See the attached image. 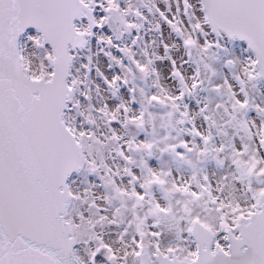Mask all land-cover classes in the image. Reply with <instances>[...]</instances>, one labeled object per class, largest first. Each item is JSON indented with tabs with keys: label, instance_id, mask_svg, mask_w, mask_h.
Masks as SVG:
<instances>
[{
	"label": "snow or ice",
	"instance_id": "snow-or-ice-1",
	"mask_svg": "<svg viewBox=\"0 0 264 264\" xmlns=\"http://www.w3.org/2000/svg\"><path fill=\"white\" fill-rule=\"evenodd\" d=\"M162 2L165 10L153 0H143V10L131 4L121 8L120 0H0V264H264V187L252 185L253 180L264 184V159L255 147L250 151L245 144L241 151L234 149L232 153L231 163L238 173L234 179L248 193L243 202L221 196L224 184L218 182L213 188L206 175L194 172L184 182L173 181L170 172L154 171L144 159L139 165L143 174L138 176L132 170L135 160L126 153L143 152L151 159L156 147L152 142H136L133 137L121 145L122 137L115 132L106 137L116 145L115 156L125 165L117 171H112L101 155L105 144L92 131L96 115L104 119L109 131L113 125L143 130L147 108L142 105L135 116L129 115L132 109L124 103H105L97 108L92 103L90 82H95L97 94L102 88L112 98L123 88L131 97L130 103H135L137 89L129 87L127 77L134 79V74H139L148 78L156 74L153 65L157 61L167 60L169 76L179 84L178 94L168 95L159 87L146 97L145 105L167 108L169 117L178 113L181 119L177 122L183 124L188 113L180 111L181 103L185 95H193L200 87L201 73L197 67L191 84L185 83L172 51L182 48L189 61L193 52L197 57L216 59L229 53L225 40L243 41L252 56L243 63L225 60L229 69L239 66L233 76L239 93L225 80L231 113L222 104L216 107L224 108L229 125L238 113L255 111L260 123L257 127L251 122L254 133L248 123H238L249 139L256 136L264 150V107L250 105L245 91L247 85L264 79V0H174V14L169 0ZM145 12L159 17L152 30H166L173 41L171 46L162 42L154 59H148L145 52L142 62L134 58L132 48L141 39ZM117 22L123 29L120 35L112 33V24ZM29 29L34 34H28ZM132 31L137 32L132 44L121 47L117 43L121 36ZM21 37L25 38L23 44ZM203 67L212 76L216 74L210 64ZM213 90L219 92L220 86ZM140 95L144 97L143 90ZM82 103L88 104L87 114L80 111ZM205 111L207 105L200 109ZM211 127H216L215 121ZM191 135L203 145L195 151L196 157L209 155L211 133L204 135L193 128ZM196 147L181 141L158 150L190 163L186 154ZM223 150V146L212 149ZM81 171L95 176L110 191L104 204L120 202L111 220L101 214L107 208L91 198V189L97 185H89L83 192L72 189L75 180L70 184L69 179ZM121 172L128 177V189L114 179ZM154 186L169 201L178 196L175 204L180 207L157 202L152 194ZM77 202L87 206L88 216L78 212L74 219L70 215L69 209ZM127 202H131L132 219L118 237L124 250L118 255L96 228L106 220L115 224ZM145 208L143 215H137L136 209ZM149 219L153 231H147ZM162 220L176 226L179 243L175 246L160 247L161 233L155 229ZM181 221L183 228L179 227ZM129 227L135 238L126 242ZM81 245L84 257L78 255Z\"/></svg>",
	"mask_w": 264,
	"mask_h": 264
},
{
	"label": "flooded vegetation",
	"instance_id": "flooded-vegetation-1",
	"mask_svg": "<svg viewBox=\"0 0 264 264\" xmlns=\"http://www.w3.org/2000/svg\"><path fill=\"white\" fill-rule=\"evenodd\" d=\"M125 34V33H124ZM124 34L122 37H124ZM121 37V38H122ZM114 38V37H113ZM121 40V39H120ZM170 42L168 44L171 46L173 38L169 36ZM241 47V51L243 55L248 56L250 58L252 55L246 50L243 44L238 41H227L225 40V47L229 49V53L227 56L224 54H220L216 59L205 58V57H197L195 52L192 53L193 60H187V57L184 54V50L180 48V50L176 53V50L173 49L172 56L177 61V66L181 73L184 76L185 83L191 84V77L193 76L197 67L200 68V80L202 83L200 87L196 89L193 95H185L183 101L180 106V111L184 112L185 110L188 113L187 120H191V123H188L187 120L185 123L181 124L177 121L181 119L178 113H174L171 117L167 115L169 111L167 108H163L158 104L145 105V99L147 96H151L152 94L158 91L159 87H163L168 95H176L178 94L179 84L178 81L171 78L169 76L170 67L167 60L163 62L157 61L153 67L155 68V75H150L148 78H141L139 74H134L135 78L127 77L131 80L129 87L135 85L137 91L135 92V103H130L131 97L125 89H121L118 93V99L120 103H124L129 106L132 111L129 113L130 116L138 115L142 110L141 106L144 105L147 108V111L144 116V127L143 130L137 129L135 126H132L133 132L136 133L135 141H143V142H152L156 145L153 148V156L151 159H148L146 155L142 152L140 153H126V155H131L132 159L135 160L136 165L133 166L132 170L135 174L139 176L140 161L143 156H145V160H147L148 166L152 167L155 163H158L163 158H168L171 160L181 161L176 158L175 154L171 152L161 153L158 149H163L167 145L178 144L181 141H184L189 144V147H192V144L195 143L197 146L193 153L186 154V159L192 160L197 164H202L207 160H211L213 163L218 164V166L223 165L227 161V159H231L233 157L232 153L235 149L238 150V147H241L242 143H246L250 139L246 132L240 127L238 122L243 121L248 123V128L250 131L254 132L252 128V121H255L257 127L259 126L260 119L257 117V114L253 110H249L247 113H238L236 115V120L232 121L231 125L227 122L229 120V115H226L224 112V108H217L218 104L224 105V107L229 108V114L231 113V108L229 107L231 104V100L224 93L223 82L225 80L228 81L230 85L233 87V91L239 93V87L236 85L233 76L238 74V70L236 68L229 69L225 67L226 59H236L240 61L239 53L237 52V48ZM156 57L155 52H148L147 58L154 59ZM137 59L136 57H134ZM138 60V59H137ZM144 58H141L143 62ZM187 61V62H185ZM195 61V62H193ZM201 61H203L201 63ZM126 62V61H125ZM208 63L215 70V75L212 76L209 72H207L203 64ZM254 83L247 85L245 91L248 93V99L250 105H256L259 107H264V82L262 80L255 81ZM220 86V91H214V95H216V99H212L211 87ZM140 90H143L144 97H141ZM237 98L242 99V96H238ZM187 106L185 109L184 106ZM207 105V111L204 113L200 112L201 108H204ZM209 116L210 119L205 121L203 116ZM121 121H123V116H121ZM215 121L216 127H211L212 122ZM119 127V125H117ZM127 127V126H126ZM126 127H120V132H122ZM195 128L200 131L204 135H208L211 133L212 141L209 144V155L206 157L197 158L195 155V151H198L203 148V145L198 137H193L191 132ZM116 133V135L120 134ZM226 133V135H225ZM123 142V140H122ZM123 144V143H122ZM121 144V145H122ZM256 144L258 146V150L263 156L264 159V150L260 149L258 140L256 139ZM223 146L224 150L222 152H215L212 149L219 148ZM180 149H177V152H180ZM116 161L118 163L119 169L125 167L124 162L116 157ZM149 161V162H148ZM222 161V163H219ZM182 165L189 166L190 163H185L182 161ZM231 164V163H230ZM112 169V166H109ZM112 171H114L112 169ZM143 171V170H142ZM78 175V174H74ZM121 177L115 178L118 186H121L125 189H128L129 185L127 183L128 177L124 176L121 172ZM191 176H188L186 180H188ZM264 179V178H262ZM173 181H178L175 177ZM212 187H215V184L210 180ZM264 185V184H261ZM154 199L159 202L162 206L167 205L168 203H172L174 208H179V205L175 204V200L179 197H174L172 200H167L164 198L163 193L159 191L155 186L153 189ZM137 210V209H136ZM199 211V209H196ZM182 222V221H181ZM181 227V224L179 225ZM158 231V229H155ZM177 242V241H172ZM170 242V243H172ZM160 243V242H159ZM169 244V243H168ZM162 245V244H161Z\"/></svg>",
	"mask_w": 264,
	"mask_h": 264
},
{
	"label": "rangeland",
	"instance_id": "rangeland-1",
	"mask_svg": "<svg viewBox=\"0 0 264 264\" xmlns=\"http://www.w3.org/2000/svg\"><path fill=\"white\" fill-rule=\"evenodd\" d=\"M142 3H143V0H120L121 8L126 7L128 4H131L134 8H141V10H143ZM153 3L157 7H159L161 10H165V6L162 0H153ZM169 6L171 7V14H174L175 13L174 0H169ZM144 14L147 17V21L144 22L143 27L141 28L140 33H139V36L141 37V39H138L137 44L133 46L132 48V50L136 53L135 57L140 61H141V58L145 57L144 56L145 52L146 53L155 52L156 56L159 55L162 42H166V43L170 42L169 35L166 30H162L161 32H155L152 30L153 26L159 22L158 15L149 16L147 12H145ZM128 19L131 22H138V21H135V18L133 17H129ZM31 34H34V32H32ZM136 36H137L136 31H132L131 35H129L128 33H125L124 37H122L121 40H119L117 43H119L121 47H128L132 44L133 37H136ZM93 50L95 51L94 45H93ZM237 52L239 53L241 63H243L244 60L249 59L248 56L243 55L240 46L237 48ZM236 69L239 71V66H237ZM252 83L256 85L255 81ZM89 87L93 89L92 103L97 108L102 107L105 103H108L109 105H113L117 102L120 103L118 99V94L116 98H112L110 94L105 92L102 88L97 94L95 91L94 81L89 83ZM214 88L215 87L212 86L210 89L211 94H212V99H216V95H214V90H213ZM109 110H111V108ZM80 111L87 114L89 111L88 104L82 103L80 106ZM92 131L105 144V146L101 149V155L104 158L105 164L108 167L111 165L112 169L114 171H117L119 167L116 161L115 150H114L116 145L106 141L105 138L110 137L113 134V132H115V134L119 133L120 126L118 127L117 125H113V131H109L108 127H106L105 125L104 119L97 114L95 118V123L92 126ZM118 136L122 137L120 144L124 143L125 141L129 139H132L133 137L136 139V133L133 132L131 125H128L122 132H120V134H118ZM256 139H257L256 136L253 134L252 138L249 141L241 144V147L237 145L238 147L237 151H241L242 146L247 144L249 146L250 151L252 150L253 147H255L260 158L263 159L262 154L258 150ZM138 142H141V141H138ZM95 155H96V152H95V146H94L93 156ZM233 158L234 157H232L231 159H227V161L223 163V165H220V166H218V164L216 163H213L211 160H207L202 164H197L193 162L192 160H189L191 165L184 166L182 165L183 163L182 161H176V160H171L168 158H163L161 159L160 162L155 163L154 166H152L151 168L154 171L170 172L171 180H173V178L175 177L178 181H182V182L186 181L187 177L192 176L194 172H196L198 176L206 175L208 177L209 182L211 180L215 184V187H217L218 182H222L224 184V190L222 193H220L221 196L228 197V198L234 197L238 199L239 201L243 202L246 199L248 193L245 187L241 183H239L237 180L234 179V177L238 175V173L236 172L235 166L231 163ZM142 159L145 160V156H143ZM142 174H143V171L139 169V176ZM222 178H226V179L222 180ZM74 179H75L77 192H83V190L85 188H88L89 185H93V184L97 185V187H94L91 189V192H92L91 198L96 199L97 204H99L102 208H107V211L102 212L101 214L107 216L108 220H111L113 218L114 210L116 208L121 207L120 202L113 201L111 206L104 204V197L106 195L110 196L111 193L109 190H106L103 187L101 182L97 180L95 176H89L87 173H85V174L74 176ZM252 185L253 187H264V185H257L255 180L252 181ZM153 189H152V194L154 195ZM89 211L90 210H87L86 205H83V206L75 205L74 206V216L72 217L75 219L78 212L83 213L85 216H88ZM91 211H94V210H91ZM135 211L137 215H143V212L146 211V208L137 209ZM93 219H95V217H93ZM131 219H132L131 202H127L125 207L121 208L120 214L116 217L115 224H109L108 221L106 220L102 222L101 225H98L96 228L97 234L101 235L103 239L105 240V242L110 243L114 249L118 250V255H123V251H124L123 245L117 242L118 237L120 233L125 229V227L128 226V223ZM152 223H153L152 219H149L147 221V225H148L147 231L154 230L151 228ZM180 224H181V228H183L184 227L183 221L180 222ZM133 238H135V233L133 229L129 227L128 233L124 237V240L127 242ZM178 243L179 241L172 242L167 245H161L160 243L159 244H160V247L164 249L170 245L175 246ZM149 249L150 251H152L151 248ZM84 255H85L84 246L82 245V257H84Z\"/></svg>",
	"mask_w": 264,
	"mask_h": 264
},
{
	"label": "water",
	"instance_id": "water-1",
	"mask_svg": "<svg viewBox=\"0 0 264 264\" xmlns=\"http://www.w3.org/2000/svg\"><path fill=\"white\" fill-rule=\"evenodd\" d=\"M122 31H123V29L120 27V25H119L118 22L112 24V33H114L115 35H120ZM32 32H34L33 29L27 30V33L28 34H31ZM24 40H25V38L24 37H21V41L20 42L23 44L24 43ZM238 42L241 43V44H243L244 47L247 50V46H246V44L243 41H238ZM247 51L252 55V53L250 52V50H247ZM260 80H262L264 82V79H260ZM85 173H86L85 171H81L78 175L85 174ZM74 174L75 173H73L72 177H70V179H69V183L70 184H71V181L72 180H75L74 179V176H76V175H74ZM71 187H72V189L74 191H77L76 184H71ZM75 205H79V203L77 202ZM69 212H70V215L71 216H74V206L69 209ZM157 229L161 233V235L159 237L160 244L167 245L168 243H170L172 241H178L176 239V226L175 225H172L170 227V222L169 221L162 220V222L160 223V225H159V227ZM149 252H151V251H149ZM78 255H80L82 257V245L80 246V251L78 252Z\"/></svg>",
	"mask_w": 264,
	"mask_h": 264
},
{
	"label": "bare ground",
	"instance_id": "bare-ground-1",
	"mask_svg": "<svg viewBox=\"0 0 264 264\" xmlns=\"http://www.w3.org/2000/svg\"><path fill=\"white\" fill-rule=\"evenodd\" d=\"M178 51H176V53H177ZM75 206V205H74ZM148 251H150V249H148Z\"/></svg>",
	"mask_w": 264,
	"mask_h": 264
}]
</instances>
